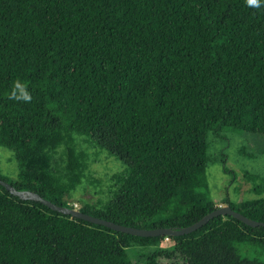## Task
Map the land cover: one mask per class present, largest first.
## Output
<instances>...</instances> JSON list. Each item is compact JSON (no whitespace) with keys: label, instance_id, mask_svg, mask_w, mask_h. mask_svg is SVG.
Masks as SVG:
<instances>
[{"label":"trees","instance_id":"1","mask_svg":"<svg viewBox=\"0 0 264 264\" xmlns=\"http://www.w3.org/2000/svg\"><path fill=\"white\" fill-rule=\"evenodd\" d=\"M18 79L28 103L9 99ZM223 127L264 133V7L0 0V146L18 165L15 177L0 178L17 190L128 227H186L219 206L208 192L207 145L210 130ZM87 143L126 165L105 192L88 172ZM83 185L102 198L71 203ZM218 201L264 222V197ZM164 260L264 264V226L219 215L190 233L139 236L0 184V264Z\"/></svg>","mask_w":264,"mask_h":264},{"label":"rangeland","instance_id":"2","mask_svg":"<svg viewBox=\"0 0 264 264\" xmlns=\"http://www.w3.org/2000/svg\"><path fill=\"white\" fill-rule=\"evenodd\" d=\"M86 145L82 144L89 153L88 172L93 179L100 181L98 189L102 188L105 192L110 183L108 177L114 172L124 170L126 165L105 149L94 148L88 143ZM207 156L209 158L208 192L214 200H217L218 205H225L218 200L227 196L231 199L264 197V133L231 127L210 130ZM222 157L225 158L229 169L226 173L221 163ZM17 172L18 165L13 152L0 146V175L13 178ZM95 190L93 186L83 185L81 189L77 187V190L71 193L70 202L82 205L102 198L103 193L95 192ZM109 196L111 197L112 194ZM165 243L169 244V239H166ZM163 264H169V261L164 260Z\"/></svg>","mask_w":264,"mask_h":264},{"label":"water","instance_id":"3","mask_svg":"<svg viewBox=\"0 0 264 264\" xmlns=\"http://www.w3.org/2000/svg\"><path fill=\"white\" fill-rule=\"evenodd\" d=\"M0 184L3 185L8 191H10V193H12L15 196H18L21 199H31L35 201H40L41 203H43L44 205L48 206L49 208L55 211L68 214L73 217H78L92 223L101 224L117 231L126 232L139 236H157V235L175 236V235L190 233L200 228L204 224H206L210 219L219 215H231L250 226H264V222L248 218L242 213L233 210L230 207V205L227 204V205H219L216 209L207 213L198 221L186 227H181L176 229L169 227L155 228V229H140L136 227H128L125 225H120L109 220L95 217L87 213H84L77 208H69L61 205H56L51 201L45 199L44 197L40 196L36 192L29 190H17L13 185H11L9 182L5 180H2L1 178H0Z\"/></svg>","mask_w":264,"mask_h":264},{"label":"clouds","instance_id":"4","mask_svg":"<svg viewBox=\"0 0 264 264\" xmlns=\"http://www.w3.org/2000/svg\"><path fill=\"white\" fill-rule=\"evenodd\" d=\"M244 2L249 8L264 7V0H244ZM9 99L16 102H30L32 100V96L27 90V83L19 79L14 81L9 92Z\"/></svg>","mask_w":264,"mask_h":264},{"label":"built area","instance_id":"5","mask_svg":"<svg viewBox=\"0 0 264 264\" xmlns=\"http://www.w3.org/2000/svg\"><path fill=\"white\" fill-rule=\"evenodd\" d=\"M75 206H77V204H75Z\"/></svg>","mask_w":264,"mask_h":264}]
</instances>
